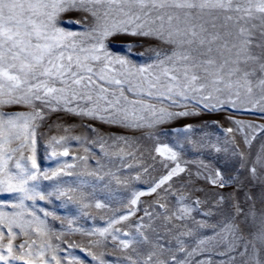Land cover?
Here are the masks:
<instances>
[{
    "label": "snow or ice",
    "instance_id": "6c2138e0",
    "mask_svg": "<svg viewBox=\"0 0 264 264\" xmlns=\"http://www.w3.org/2000/svg\"><path fill=\"white\" fill-rule=\"evenodd\" d=\"M238 112L264 117V0H0V264H264V123ZM217 113L215 141L164 130Z\"/></svg>",
    "mask_w": 264,
    "mask_h": 264
},
{
    "label": "rangeland",
    "instance_id": "374dc122",
    "mask_svg": "<svg viewBox=\"0 0 264 264\" xmlns=\"http://www.w3.org/2000/svg\"><path fill=\"white\" fill-rule=\"evenodd\" d=\"M81 19V14L78 12H67L62 14L61 17V24L60 26L65 28L68 31H80L81 25L78 23H75V21H78ZM150 42L147 38L144 37H134L129 35H123L119 37L112 38L111 40V50L118 52L119 54H127V48L126 45H133L134 47L131 50V55L129 58L133 59L136 63H143L147 61L148 53L145 51L146 48L149 46ZM143 53V56H140L139 54ZM231 114V113H230ZM234 119L245 121V122H253V123H264V117H262L259 113L250 114L245 112H238L235 113L233 116ZM57 116L53 115L51 117V121H56ZM63 120L67 123L72 124H79L80 121L73 117H63ZM204 121L209 122V127L203 129V131L197 130L192 134L193 139H199L203 136L204 132H207L210 134L213 141H215V137L217 135H221L219 133L218 129L211 125L212 121H219L221 125L224 127H229L231 125L227 124L224 120V114L223 113H217V114H202L200 117H189V118H183L180 120H176L171 122L168 125L164 126L165 131H169L172 128H182L184 124L191 123L196 126H200L203 124ZM102 131H109L107 128L101 129ZM47 131V130H45ZM80 129H77V134L80 132ZM110 131L113 132H119L118 129H110ZM166 139V142L171 143L173 141V137L169 135L168 137L164 138ZM259 141V135L257 136V140L253 141V148H257ZM73 149L76 148V145H72ZM42 154V147L38 144V155ZM182 159L185 161H188V169L192 172H195L197 163L199 161H203L205 164H211L212 166H218L221 167V170L223 171L225 167H230L233 161L228 160V158L225 156L224 153L216 154V153H209L207 151L201 152L198 149H193L189 146H185V150L182 152ZM51 162H46L44 166H50ZM183 175V174H182ZM203 186V185H201ZM224 191H228L225 189ZM142 199H148L147 197H143ZM59 214H63V210H59ZM78 223L83 224L84 227H91L92 224L89 221L86 220H80ZM97 225H101L102 221L99 220V217H97L96 220ZM71 239H74L76 241H81L82 238L79 236L71 237ZM73 253L75 255L81 256V258H84V254L80 253L79 249H74ZM219 264V262H218Z\"/></svg>",
    "mask_w": 264,
    "mask_h": 264
}]
</instances>
